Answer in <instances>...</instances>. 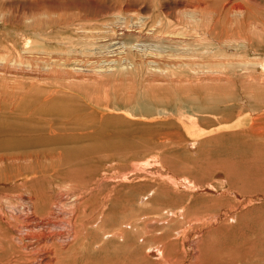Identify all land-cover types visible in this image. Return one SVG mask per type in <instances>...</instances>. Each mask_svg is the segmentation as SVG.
<instances>
[{"label":"rangeland","instance_id":"obj_1","mask_svg":"<svg viewBox=\"0 0 264 264\" xmlns=\"http://www.w3.org/2000/svg\"><path fill=\"white\" fill-rule=\"evenodd\" d=\"M117 1L104 2L123 5L116 13L104 15L96 6L79 8L72 16L66 13L63 20H79L85 27L72 40L65 39L69 32L54 36L62 40V52L70 41L77 44L73 46L78 51L69 55L75 65L63 67L62 77L52 81L63 86L61 94L76 116L93 122L91 145L96 149L90 156L55 160L63 163L61 171H70L64 184L82 188L89 184L102 197H112L106 210L111 218V223L105 222L106 231L137 222L132 229L128 226L123 241L109 240V235L103 240V232L94 230L99 244L90 250L93 264H163L159 261L162 256L149 246L167 242L178 247L175 257L182 264H264V0L211 1L207 5L215 10L213 16L210 11L209 16H196L194 23L201 26L193 23L190 28L184 23L191 20L177 6L185 0ZM152 4L153 14L149 11ZM141 7L144 13L135 12ZM181 21L182 25H176ZM193 26L201 30L193 32ZM0 31V41L13 36L1 26ZM110 38H118L121 44L114 46ZM82 41L101 46L85 53ZM1 50L0 101L10 97L9 86L15 77H22L5 75L9 54ZM30 53L24 56L36 57ZM33 77L25 79L30 82ZM66 145L73 149L83 144ZM39 151L47 156L49 147ZM53 186L64 199L61 206L67 216L64 220H68L70 187ZM199 186L204 189L195 190ZM8 203L0 201V211L8 220L25 213ZM183 207L189 211L185 221ZM148 221L164 239L153 240V234L151 239H142L141 229Z\"/></svg>","mask_w":264,"mask_h":264},{"label":"bare ground","instance_id":"obj_2","mask_svg":"<svg viewBox=\"0 0 264 264\" xmlns=\"http://www.w3.org/2000/svg\"><path fill=\"white\" fill-rule=\"evenodd\" d=\"M110 1L115 2L117 0ZM211 1L215 0H185L186 3L181 2L180 5H177L178 8L182 10L181 13L185 17L189 18V20H191L185 22L184 26H191V24L196 22V18H198L196 16L200 15L202 17V15H206V13L208 14V11H210L211 15L213 16V12L215 10H210L211 5H207V3ZM104 2H106V0H0V26L5 31H7V33L10 32L11 34H13V36L10 35V38L6 37L0 41V51H2L1 49H3L4 52L9 54L8 64L6 63L7 65H5L4 68L2 67L3 72L5 73V75H22L21 80H18L20 78L15 77L16 79L14 80V84L11 81L12 85L9 86L10 97L7 99H2L5 100V102H2V100L0 101L1 104L6 103L4 104V108L0 107V201L2 202L4 200L7 203H14L16 204V206L21 207L22 210L25 212L24 214H22L20 213L21 211L18 210L17 212H19L20 215H18L17 218H14V221H11L7 219L6 214L3 211H0V264H93L94 260L91 259L90 250L93 245L99 244V241H97L98 236L93 235L94 230L97 232V234L98 232H103L101 233L103 240L105 239V236L109 235L107 237L109 238V240L117 238L123 241L127 237V231L129 230L128 226L131 225L130 229H132L133 225H136L137 223L136 222L133 224H123L124 226L122 227L112 229L111 231H106L105 222L108 221L109 223H111L109 220L111 219L110 215L106 213V210L108 209L112 197L110 195L108 196L109 198L106 196L102 197L101 191H99L96 186L92 187L89 184L83 185V188L76 184L73 185L72 183L71 185L64 184L69 178H67V176H71L69 173L70 171H61L63 168L61 167L63 163H57V161H55L59 158H72V156L79 157V154L80 156H90L96 149L93 150L91 145L93 137L91 136L92 131H90V129L93 128V122L85 121L82 118V115V117H77L76 113L71 109V106L68 104L67 100L63 97V93L61 94L63 86H61L60 83L54 84L52 81L56 78L62 77L63 74L61 73V69L63 67L69 68V66H71L72 64L75 65V63H73L75 61L73 59L74 57L72 58V60L69 55L72 52H75L76 50L78 51V48L76 46H73L74 44H77L70 41L68 48H66L67 50L65 52H62L59 46L63 42L62 40L57 41L58 38L54 36H58V34L60 33L69 32V36H67L65 39L66 41L67 39L72 40V38L75 37V33L85 27V25L82 24L85 22H79V20H63L62 17L66 13H71L72 16V13H74L73 15H75V11L77 9L82 7L87 8V6H96L100 9V13L103 14L110 13L113 11L116 13L117 11H119L118 9L122 8L123 6L120 4L121 6L118 7V5H112L108 4V2ZM227 6L228 4L226 5V7ZM260 6L263 7L264 5ZM214 7L216 8L217 6ZM137 9L138 8H136L135 12L137 11L139 13H144L143 7L138 10ZM149 11L151 14L155 13L153 4L151 10ZM230 13L231 12L229 11V14ZM230 16H227L228 19L230 18ZM206 22L208 24V22L210 21L206 20ZM198 24L195 25L197 26ZM205 24L206 23H203V25ZM214 24H216V22H214ZM86 25L89 24L87 23ZM176 25H182V21L181 23L177 22ZM196 26H193V32L197 30L196 33H198V31H200L201 29L198 30L199 28ZM90 28L92 29V27ZM166 28L167 27H165V29ZM201 28L205 29L206 27L203 26ZM208 28L210 29V27ZM205 30L207 31V28ZM169 32L172 33L170 30ZM202 33L203 31L201 32V34ZM214 33L216 34V32ZM205 34L208 35L207 33ZM64 35H66V33ZM203 36L205 37V35ZM210 36H212L211 31ZM110 39L114 46L118 47L121 44L118 38ZM196 39L198 40L197 37ZM214 39L216 40V37ZM98 44L99 43H95L93 41L84 43L82 45L83 52H94L95 49H98L101 46H98ZM28 51L34 53L36 57H32L31 59H28L29 57H25L27 56L25 55V53H27ZM61 53L64 55V57L61 56ZM257 55L259 56L260 54ZM229 65L232 66V64H228V66ZM257 65H260V63ZM23 66H25L26 68ZM27 67H31V70H29V68ZM27 75L30 77L31 75L34 76L30 79L32 81H26L25 78L28 77ZM1 90L2 89H0V91ZM10 105H12L13 107H11ZM77 109L79 110L80 107ZM19 110L21 113H19ZM23 110H25V112H23ZM81 113L82 112H80V114ZM100 130H103V128ZM68 143H82L83 145L82 148L74 147L73 149L63 146H68L66 145ZM192 143L195 144L196 141H193ZM44 146L49 147L47 156L45 155V152H37L38 149L43 148ZM32 149H35L36 152H33ZM57 155L59 157H57ZM47 183H49L48 187L50 188V190H48L47 186L45 185ZM57 183H61L67 188L70 187V197L72 199L71 203L73 206L70 204L72 209L70 211H67L69 212L70 217L68 220H64V218L67 216L64 210H62L61 206L64 199L58 191L53 190V185ZM80 188L81 190H79ZM207 188L213 189V187L211 188L210 186ZM203 189L204 188L201 186L195 188V190L199 191H202ZM181 194L183 195V193ZM94 199L99 200V204H94ZM182 210V216L185 221L189 218V211L186 207H183ZM169 212L171 211H168V213ZM11 219L13 220L12 216ZM163 219L167 218H160L158 219V222L162 221ZM143 220L144 218L141 221ZM198 220L200 219L198 218ZM151 224L153 225V223ZM165 224H170V221L168 220ZM147 225L149 230H147ZM158 230L159 229L151 226L148 221L144 224L143 229H141V237L143 240H147L151 239V236L149 235L153 234V240L164 239L157 236L158 233L155 232ZM158 246L159 245H152L149 247L151 250L158 252L162 256L159 261H161L163 264L164 262H168L169 264H182L183 261L181 262L179 259H177L179 256L175 257L179 255V250L176 245H171L167 242L166 244L161 243L160 247ZM196 256L194 254L193 259ZM236 262L239 261L237 260Z\"/></svg>","mask_w":264,"mask_h":264}]
</instances>
